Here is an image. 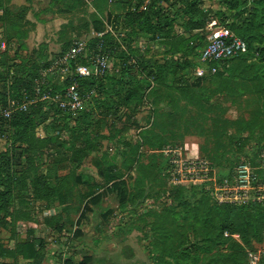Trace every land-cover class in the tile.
<instances>
[{
  "label": "rangeland",
  "instance_id": "rangeland-1",
  "mask_svg": "<svg viewBox=\"0 0 264 264\" xmlns=\"http://www.w3.org/2000/svg\"><path fill=\"white\" fill-rule=\"evenodd\" d=\"M149 2L146 0L143 8ZM199 9L202 12V29L185 30L181 26L182 21H177L173 30L162 38L141 34L133 43L138 56L145 61H177L172 76L163 86L143 91L142 87L147 83L141 82L138 91L140 94L143 92V97L107 110L99 107L100 102L109 100L111 87L106 85L98 100L96 98L88 105L86 102L84 110L88 117L80 131L65 129L62 121L52 118L41 122L38 137L51 136L54 149L48 151L49 155L47 150L44 151L45 162L42 165H36L29 159V163L18 169L21 179L17 183L14 203L20 211L24 210L18 201L29 197L30 183L36 177L34 168L45 172L48 166H52L57 168L61 178H67L61 181L68 192L67 214L56 219L57 215L49 216L34 201L38 217L28 220L25 226L17 223L14 231L16 235H24L23 231L29 229L38 236L47 237L45 264H66L72 259L79 264L86 257L91 258L90 264H159L149 257L148 250L152 248L153 240L146 235L153 214L161 205L158 199L171 204L167 196L172 187L159 178L152 186L147 185L145 180L146 186L140 189L141 174L137 172L136 164L145 166L151 163L157 167L162 161L159 152L143 142L142 135L146 131L159 134L158 138L153 136V140L161 142L163 139L169 146L186 149V154L191 157L208 160L219 182H234L227 179L229 160L233 162V172L249 160L257 172L261 171L255 138L251 137L250 129L243 131V128L264 103V97L260 95L263 94L264 83L250 79L247 64L254 58L249 57L245 63L240 57L217 65H204L199 61L200 52L212 32L222 28L220 12L226 11V8L220 0H205ZM122 13L119 0H0V32L11 43L7 62L9 66L14 64L11 59L19 45L24 44L26 48L20 54L25 68L26 64L31 68L30 72H39L38 68H41L39 79H45L49 85L64 86L75 73L79 58L78 64L69 61L65 72L55 61L83 44L81 60L91 64L89 48L94 38L108 31L115 33L119 39L125 37L123 32H115L112 27ZM43 60L47 67L43 66ZM17 63H21L19 58ZM4 66L1 62L0 71L4 72ZM211 67H216L218 74L212 75L209 72ZM44 68L48 70L45 77L42 75ZM118 68V62L113 60L108 75L118 74ZM140 78L138 76L137 80ZM2 80L1 75L0 103L4 91ZM72 115L75 118L77 114ZM68 124L69 127L75 126L71 120ZM260 124L259 121L258 126ZM239 134L244 139L248 138L249 142L229 145L228 136ZM7 138V135L0 136V152L8 148ZM137 144L140 149L136 164L130 167L127 157ZM238 158L241 160L237 161ZM108 176L119 178L116 188L112 189V184L106 183ZM137 190H141V197L136 195ZM124 196L126 201L122 206L120 198ZM85 206L88 210L79 225L83 234L79 237L75 235L70 253L65 256L59 251L75 233ZM57 226H64L63 231L59 232ZM1 233L0 241L7 246L12 245L11 234L6 230ZM263 246L264 243L256 244L249 251Z\"/></svg>",
  "mask_w": 264,
  "mask_h": 264
},
{
  "label": "trees",
  "instance_id": "trees-1",
  "mask_svg": "<svg viewBox=\"0 0 264 264\" xmlns=\"http://www.w3.org/2000/svg\"><path fill=\"white\" fill-rule=\"evenodd\" d=\"M119 1L123 13L117 17L116 23H112V27L115 32L120 34L123 32L125 37L119 39L115 33L105 32L90 42L91 64L81 60L82 56L78 59L80 64L92 65L96 55H108L111 62L113 60L118 62V74L110 76L107 72L103 76L81 77L75 72L66 80L64 86L47 83L43 90H50L52 94L62 93L72 80H75L79 84V92L86 99L85 105L86 102L88 105L96 98L98 100L106 85L110 84L109 100L100 102L99 106L110 110L118 104H130L136 102L138 97H143V92L140 94L138 91V88H141V82L147 83L145 87H142L145 91L153 89L155 86H163L172 76L177 61H145L142 56H138V51L133 48V43L136 37L141 34H151L153 38L157 39L162 38L165 33L173 30V25L177 21H182L181 26L185 30L202 29L203 26L200 24L202 12L199 6L205 0H150L145 8L143 5L146 0ZM220 1L226 8V11L220 12V16L223 18L221 26L231 29L248 46L246 53L232 59L242 57L246 63L249 57H251L250 59L254 58L247 64L250 70V79L264 83V0ZM5 39L9 48L0 57V66L1 62L5 65L4 72L0 71L4 90L0 107L7 105L8 98L22 100L27 95L33 97L35 82L41 77L39 73L41 68H38L39 72H30L31 68H28V64L25 68L24 59L20 54L26 48L24 44L19 45L15 56L11 59L14 64L9 66L7 61L11 43L6 37ZM4 58L5 60L2 61ZM18 58L20 64L17 63ZM232 59L213 64L226 63ZM30 65L32 64L30 63ZM43 66L47 67L46 61ZM185 67H187L186 64ZM11 68L14 70L10 71ZM216 74L218 72L212 75ZM138 76L142 78L137 80ZM262 89L263 94L260 95L264 97V88ZM114 97L119 99L115 100L117 98ZM83 110L73 118V115L64 111L59 104L50 100H38L26 111L17 112L9 119L0 116V136L7 135L8 137L6 141L8 148L0 152V236H2L1 232L6 230L11 234L13 241L10 246L0 241V257H20L31 261L30 264H42L45 259V254L41 249L44 248L45 251L46 243L22 238L21 235L15 234L14 228L19 222L25 226L28 220L36 219L34 201L44 202L45 204L40 206L45 211L55 206L63 207L62 213L57 214L56 219L65 217L67 214L66 193L68 192L64 190L61 181H65L67 178H61L56 167L48 166L45 172H39V168L35 167L36 177L30 183L29 197L20 198L18 201L19 205L24 208L20 211L14 203L15 191L18 189L17 183L21 179L18 177V169L29 163V159H32L36 165H42L45 162L44 151L47 150L46 154L49 155L48 151L54 149L51 136L46 134L43 138L38 137L42 121L52 118L54 121H62L65 129L80 131L85 127L83 123L88 117ZM263 115L264 103L261 109L250 120H247L243 128V131L247 128L251 130L250 135L255 138L256 157L258 156V158L264 151ZM70 120L75 123V126L69 127ZM259 121L261 122L260 126H258ZM253 127L256 129H251ZM252 131L254 132L252 133ZM153 136L158 138L159 134H155L152 130L146 131L142 135V139L149 148L159 152L158 155L162 159L159 166L155 167L151 163L145 166L136 164V155L140 149L138 144L131 148L127 157L130 167L136 164L137 172L141 174L140 189L146 186L145 180L147 185L151 184V186L159 178L161 181L166 180L169 183L167 177L168 157L164 155V150L175 147L169 146L162 138L161 142L153 140ZM228 137L229 145H236L242 141L249 142V139L242 138L241 134L236 137L232 135ZM239 160L241 158L237 159V161ZM249 161L244 162L251 164ZM232 164L233 162L229 160L227 179L231 180L234 178ZM144 171H146L145 176L143 175ZM257 173L264 182V170ZM118 180L119 178L116 176H108L106 183L112 184L111 187L114 189L119 185ZM170 186L172 188L168 191L167 198L171 204L158 199L161 205H158L155 210L153 221L147 231L146 236L148 237L146 238L150 237L153 240L152 248L148 250L150 259L159 264H248V251L252 250L256 244L264 243V204L251 202L244 206L220 205L216 201L213 191L208 190L205 185L173 186L170 184ZM140 191L137 190L138 197L142 196ZM125 201L126 196L120 198L122 206H125ZM85 209L79 216L75 233L70 236L59 251L65 256L70 253L73 241L76 239L75 235L79 237L83 234L79 225L86 216L88 206H85ZM63 228L64 226H57L59 232L63 231ZM28 231L29 234H32L31 230L28 229ZM235 235L239 238H234ZM66 246L68 250L64 249ZM90 261L91 258L86 257L79 264H90ZM66 264H75L74 259L67 260Z\"/></svg>",
  "mask_w": 264,
  "mask_h": 264
},
{
  "label": "built area",
  "instance_id": "built-area-1",
  "mask_svg": "<svg viewBox=\"0 0 264 264\" xmlns=\"http://www.w3.org/2000/svg\"><path fill=\"white\" fill-rule=\"evenodd\" d=\"M102 35V34H101ZM9 48L4 35L0 32V57ZM248 50L247 43L237 36L227 27L219 28L212 32L207 45L202 50L199 57L204 65L213 64L232 59L242 55ZM84 51V45L69 50L64 56L59 57L55 62L60 65V70H66L69 61L78 64V58ZM92 65L78 64L76 74L81 77L103 76L110 68V59L108 55H96ZM211 74L217 72L216 67H211ZM48 70H43L45 77ZM35 86V95L33 97L25 96L22 100L8 98L7 105L0 107V116L11 118L17 112L26 111L30 105L38 100H50L59 104L67 112L77 114L84 108L86 99L81 94L79 84L75 80L65 88L62 93L52 94L50 90H43L46 84L45 79H37ZM164 155L168 157L167 177L169 184L173 186L205 185L208 190L213 191L218 204H229L236 206L248 205L251 202L264 204V182L260 179L256 168L250 163H241L234 171V182L229 180L218 181L215 172L208 160L198 159L186 154V149L167 148ZM260 170H264V151L260 154ZM227 235V234H226ZM237 236V235H235ZM68 250L66 246L64 248ZM248 264H264V246L255 251H248Z\"/></svg>",
  "mask_w": 264,
  "mask_h": 264
},
{
  "label": "crops",
  "instance_id": "crops-1",
  "mask_svg": "<svg viewBox=\"0 0 264 264\" xmlns=\"http://www.w3.org/2000/svg\"><path fill=\"white\" fill-rule=\"evenodd\" d=\"M37 201V200H36ZM38 204L40 205H43L45 204L44 202H40V201H37ZM37 209V208H36ZM62 209L63 207H60V206H55L51 209H47L45 212H47L49 214V216H55L57 214H60L62 213ZM35 217H38V215L36 214V212L34 213ZM4 231V230H3ZM34 231V230H33ZM34 233V234H33ZM24 235H21L22 238H27L29 241H33V240H37L38 242L39 241H43L45 243H47V237H43V236H38L36 232H32V234H29V231L28 230H24L23 233ZM2 235V234H1ZM50 239V237H49ZM51 239H54L52 236H51ZM40 243V242H39ZM39 247V246H38ZM46 249L47 248V245L45 247V251H44V248H42V253L45 254V257L46 258V255L47 253L46 252ZM48 256V255H47ZM31 261H28V260H25V259H22L20 257L18 258H2L0 257V264H30ZM42 264H45V261L43 259L42 261Z\"/></svg>",
  "mask_w": 264,
  "mask_h": 264
}]
</instances>
